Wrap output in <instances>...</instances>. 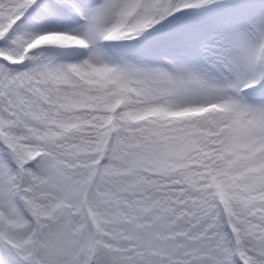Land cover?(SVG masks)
<instances>
[{"label": "snow or ice", "instance_id": "6c2138e0", "mask_svg": "<svg viewBox=\"0 0 264 264\" xmlns=\"http://www.w3.org/2000/svg\"><path fill=\"white\" fill-rule=\"evenodd\" d=\"M0 264H264V0H0Z\"/></svg>", "mask_w": 264, "mask_h": 264}]
</instances>
